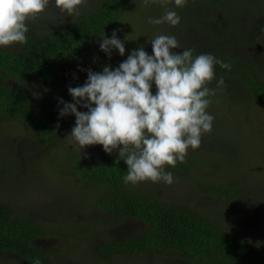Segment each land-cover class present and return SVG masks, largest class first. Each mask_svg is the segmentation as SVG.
<instances>
[{"label":"trees","instance_id":"16d2710c","mask_svg":"<svg viewBox=\"0 0 264 264\" xmlns=\"http://www.w3.org/2000/svg\"><path fill=\"white\" fill-rule=\"evenodd\" d=\"M134 7V0H98L61 24L29 21L26 44L0 46V130L15 126L26 129V151L40 153L38 159L29 161L32 169L42 161L60 177L92 185L97 202L96 206L89 204L97 214L95 222L104 226L125 219L141 222L143 228L136 234L98 238L90 254L99 259L152 253L177 258L180 264H264V185L254 190L258 193L256 201L249 204V192L254 188L239 187L213 164L196 184L202 193L199 195L210 197L228 217L231 214L239 219L242 228H237L228 224L233 219L226 223L192 203L160 201L139 183L126 185L123 177L127 165L119 159L118 150L109 154L102 145L81 149L66 140L76 118L60 116V99L74 102L69 87L82 86L88 78L82 75L87 69L102 72L101 36L110 34ZM172 8L181 17L175 26L180 31L196 26L192 32H182L187 40L175 51L192 49L194 56L213 54L231 64L230 71L215 66L216 80L208 87L216 91L209 99L210 105L222 101L229 113L225 120L239 132L243 123H253V108L264 105V0H188L183 8L176 7L173 0ZM72 69L75 74L70 76ZM221 77L225 84L217 89ZM152 91L155 94V85ZM261 136L256 135V139L264 148ZM218 142L224 141L219 138ZM246 148L243 145L239 149L240 161L253 162ZM198 154L202 156L197 151L175 168L166 166L165 170L189 178L201 167ZM13 165H20V160L11 158L5 167ZM23 168L20 166L19 175L11 173L12 168L7 173L0 171V264H18L10 263L9 258L19 260V264H33L36 258L41 264H59L57 250L41 241L49 236L61 239L68 229H51L3 199L4 184L19 181L26 172ZM220 173L227 178L219 181L216 176Z\"/></svg>","mask_w":264,"mask_h":264},{"label":"clouds","instance_id":"9594fccd","mask_svg":"<svg viewBox=\"0 0 264 264\" xmlns=\"http://www.w3.org/2000/svg\"><path fill=\"white\" fill-rule=\"evenodd\" d=\"M172 2L143 0L145 6L165 7L162 17L149 18L148 23L178 26L181 17L167 7ZM187 2L174 0V5L183 8ZM84 3L55 0V6L68 16L78 15ZM48 5L49 0H0V46L26 44L28 22L38 19ZM101 37L99 47L109 58L113 49L125 55V44L115 30L111 38ZM149 42L151 55L140 46L115 69L109 65L102 72L87 69L85 83L69 87L74 102L60 99V116L76 118L66 140L74 141L81 149L102 145L109 154L118 150L119 159L127 165L123 182L133 186L148 180L167 185L174 182L166 166L175 168L178 162L183 163L189 148H199L202 136L213 130L214 117L207 109L209 97L216 91L208 87L216 80L215 66L231 70L230 63L213 54L194 56L192 49L175 51L180 44L174 35H157ZM216 83L219 89L225 80L221 77ZM33 264H41L39 258Z\"/></svg>","mask_w":264,"mask_h":264},{"label":"rangeland","instance_id":"374dc122","mask_svg":"<svg viewBox=\"0 0 264 264\" xmlns=\"http://www.w3.org/2000/svg\"><path fill=\"white\" fill-rule=\"evenodd\" d=\"M98 0H85V3L79 8L91 7ZM135 10L130 11L124 19L117 23L114 29L107 35L111 38L113 31L117 32V37L125 44V55L121 56L118 50L113 49L111 58L101 51L102 65L99 70H103L105 65L113 69L118 67L119 63L126 60L128 55L140 46L152 54L151 41L157 35H174L180 45H185L186 34L182 32H192L196 26H186L185 30L173 27L167 23L161 25H152L148 23L149 18L159 19L165 14V7L159 4H149L145 6L143 0H134ZM172 10V3L167 6ZM74 16V15H73ZM67 13H61L60 9L55 6V0H49V5L45 12L38 17L39 23L47 25L61 24L67 19L73 17ZM264 21V20H262ZM32 22H36L35 20ZM130 25V26H127ZM193 28V29H192ZM183 36V37H182ZM181 47V46H180ZM74 69L69 75H74ZM83 77L88 75L86 72ZM207 111L214 117L213 130L202 136V142L199 148L193 150L189 148L187 156L200 152L197 163L201 167L193 170L189 178L181 177L175 172L174 182L167 185L163 182L142 181L139 182L141 188L154 195L156 199L171 203H192L194 208L198 207L204 212H211L219 217L220 220L228 224L242 228L239 219H235L231 214L227 216L226 210L218 202H211L210 197L201 196L197 185L199 180H203L204 173L210 168V164L216 166L221 172L227 174L228 178L237 181L239 187L244 189L254 188L249 196V204L254 203V198L258 193L255 189L264 185V148L259 144L256 135H262L259 139L264 145V105H256L251 111L253 123H243L241 130L238 132L229 126L230 120H225V105L221 100L210 105ZM240 114V113H239ZM239 114H236L237 118ZM249 114V113H247ZM230 117V116H229ZM235 120V119H234ZM239 124V119H238ZM70 135L71 129L68 130ZM248 135L250 137H245ZM221 138L223 143H219ZM26 129L23 127H10L0 130V168L2 173H7L8 168H12L15 175L21 174L20 166L26 170L19 181L4 184L3 199L11 203L17 210H21L26 216H32L42 223L52 228L68 229L67 233L62 236L44 238L41 243L52 247L56 251L59 264H180L177 258L169 259L152 253L140 256H113L109 260L99 259L90 254L92 245L100 239L122 238L140 232L143 225L139 221L125 219L120 223L108 224L104 226L94 220L97 214L90 208L96 206L97 197L95 188L86 182L76 178H63L58 176L54 171L49 170L41 160L37 163V169L29 164L33 162L34 157L38 159L40 153L33 155L31 151H26ZM74 143V141H72ZM252 153V159L243 163L240 161L239 149L243 146ZM227 151H231L227 154ZM11 158H18L20 165L6 166ZM211 168L213 166L211 165ZM263 170L261 173L260 171ZM212 175V171H208ZM216 176L221 181L227 178L225 174ZM234 176V177H233ZM11 178L9 177V180ZM91 205H90V204ZM256 223H254L255 226ZM264 230V229H263ZM65 240L67 243H63ZM10 263H18L19 260L9 258Z\"/></svg>","mask_w":264,"mask_h":264}]
</instances>
